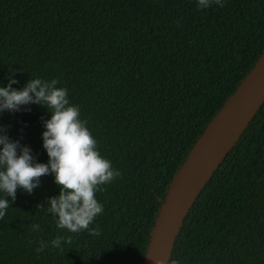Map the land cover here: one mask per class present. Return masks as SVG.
I'll return each instance as SVG.
<instances>
[{
	"label": "trees",
	"instance_id": "obj_1",
	"mask_svg": "<svg viewBox=\"0 0 264 264\" xmlns=\"http://www.w3.org/2000/svg\"><path fill=\"white\" fill-rule=\"evenodd\" d=\"M0 0V84L56 79L120 175L89 228L58 229L51 175L0 216V264H144L174 177L264 53V0ZM50 111V110H49ZM44 107L0 112L37 162ZM39 224L33 231L31 225ZM68 237L37 252L39 241ZM264 264V103L187 214L168 264Z\"/></svg>",
	"mask_w": 264,
	"mask_h": 264
},
{
	"label": "clouds",
	"instance_id": "obj_2",
	"mask_svg": "<svg viewBox=\"0 0 264 264\" xmlns=\"http://www.w3.org/2000/svg\"><path fill=\"white\" fill-rule=\"evenodd\" d=\"M212 3L222 6L221 0H197V7L207 8ZM17 83L10 75L6 84H0V112L19 111L29 104L44 107L48 118L43 121L41 140L48 159L46 163L37 162L32 150L11 140L6 127L0 125V216L15 200L17 189L30 195L40 186L41 176L51 175L59 191L47 199L43 208L55 219L56 227L71 233L86 229L93 235L99 234L97 228H89L103 211L95 193L102 190L100 185L119 176V170L100 155L95 138L80 118L78 106L70 104L67 89L58 87L56 79L31 78L23 87H13ZM39 227L31 225L33 231ZM67 239L57 235L51 241H39L36 251L49 245L60 247L62 240Z\"/></svg>",
	"mask_w": 264,
	"mask_h": 264
},
{
	"label": "water",
	"instance_id": "obj_3",
	"mask_svg": "<svg viewBox=\"0 0 264 264\" xmlns=\"http://www.w3.org/2000/svg\"><path fill=\"white\" fill-rule=\"evenodd\" d=\"M263 103L264 53L214 117L174 177L153 229L144 264L169 263L191 207Z\"/></svg>",
	"mask_w": 264,
	"mask_h": 264
}]
</instances>
